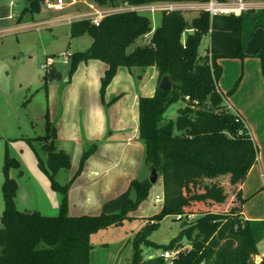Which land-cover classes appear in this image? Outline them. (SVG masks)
<instances>
[{
    "label": "trees",
    "instance_id": "1",
    "mask_svg": "<svg viewBox=\"0 0 264 264\" xmlns=\"http://www.w3.org/2000/svg\"><path fill=\"white\" fill-rule=\"evenodd\" d=\"M26 1L27 7L21 15L37 14L39 3ZM90 1L98 7H118L207 0ZM258 28L264 30V10L212 19L206 13H199L190 20L181 12L162 13L153 32L148 16L131 11L107 15L98 25L89 20L69 25L70 38L86 35L91 42L86 50L71 55L68 73L71 75L82 61L104 63L107 69L101 78L102 102L106 87L121 67L142 72L152 67L157 73V85L163 76H168L175 85L169 92L156 87L151 97L138 100V139L144 145L145 162L160 172L163 196L161 212L148 220L155 225L145 224L134 236L130 264H163L161 257L143 260L141 247L154 246L149 240L151 231L165 216L178 215L196 216L191 225L162 246L172 250L182 238L189 242L190 249L179 251L172 264H254L259 244L264 240V220L242 218L244 199L239 186L256 164L258 149L244 124L223 104L224 95L218 89L222 76L218 61L243 60L247 56V44ZM204 36L209 37V45L200 55ZM137 41L140 43L135 45ZM257 56L264 62L263 52ZM43 79L46 85L61 80L62 74L51 67ZM178 100L184 103L178 110L179 116L193 122L180 133L175 132L172 120L164 118L167 108ZM44 117V135L26 142L51 190L60 195L59 212L56 216H44L37 211L16 209L17 184L9 177V171L19 169L20 165L5 152L0 264H90L91 235L121 224L128 211L147 196L151 184L147 178L133 180L124 192L103 202L99 215L69 216L68 190L86 158L94 153L95 145L83 152L73 178L60 185L55 176L59 170L70 168V156L57 148L56 128L47 113ZM33 142L39 146L45 161L33 148ZM259 264H264V257Z\"/></svg>",
    "mask_w": 264,
    "mask_h": 264
},
{
    "label": "rangeland",
    "instance_id": "2",
    "mask_svg": "<svg viewBox=\"0 0 264 264\" xmlns=\"http://www.w3.org/2000/svg\"><path fill=\"white\" fill-rule=\"evenodd\" d=\"M12 1L26 0H0V217L4 208L2 185L5 152L9 157L21 163L19 170L12 168L9 171V177L18 184L16 209L18 211H37L45 216L40 210L45 207V198L48 199V195L54 193L49 191L47 178L39 170L34 152L26 142L27 139L44 135V115L47 113L55 128L58 126L61 128L65 139L62 144L70 156V168L59 170L55 176L56 182L63 185L73 178L85 150L95 145V154L104 152L101 148L104 143L100 142L101 140L90 141L87 139L92 136L90 132L95 130L96 121L103 118L106 123L103 137H107L110 132H113L118 135L119 140L133 138V136L137 138L138 100L140 97H150L153 94L157 87V74L152 67L143 72L136 68L131 70L123 67L118 68L104 91L102 102L101 79L98 78L100 61L79 62L74 72L69 75V64L64 65L61 58L58 57V54L64 51H69L71 54L82 52L90 45L91 39L86 35L70 38L69 26L62 23V20L65 18L76 20L79 14L92 12L89 8L92 2L77 0V4L69 5L70 0H62L65 5L63 9L52 11L45 9L43 5L45 0H36L39 3L37 14L32 18L28 16L19 22H10L5 19V15ZM195 16L197 13L193 12L186 15V18L190 20ZM150 19L152 27L155 29L160 23V15H153ZM46 33L53 35L55 39L44 47L40 38ZM149 38L146 36V39ZM139 43L140 41H137L135 45ZM208 45L209 37L204 36L199 48L200 55L205 53ZM261 52L264 53V30L258 28L247 44V56L243 60L221 59L219 61L222 76L218 81V88L224 95L223 104L225 101L232 103V99H235L237 103L245 106L249 92L247 93L245 92L247 89H243L245 83L242 87L240 86V81L243 75L247 81V77L254 71L258 72L261 79L264 77V62L257 56ZM47 57L54 58L53 65L62 74V79L45 85L43 79L45 72L42 64ZM120 94L122 95L118 97ZM114 97L118 98L111 102ZM183 105L181 100L171 104L164 113V118L175 122L179 117L178 110ZM62 109L64 111L61 115ZM259 110L257 109L256 112ZM248 131L258 147L260 156V148L262 145L264 146L259 134L261 131L258 132L259 138H257L258 134H254L249 128ZM32 146L43 160L44 156L39 146L35 142L32 143ZM143 147V142L136 139L129 147L119 145L118 152H114L113 155L118 157L120 149L123 148V153H126L132 162L129 166L130 172L139 166L142 169L141 173H145V177L148 178V165L145 162ZM93 154L86 158L80 174L70 185L72 199L68 204L67 197L68 215L86 213L97 216L101 212L103 202L95 210L89 206L87 212L78 208V204L82 200L81 196L82 198L88 196L94 200L101 186L102 178H96L94 170L103 169L106 161L92 159ZM97 163H101L100 168L96 167ZM17 171H21L22 176L18 175ZM136 179L141 181L144 178L140 175V178ZM128 186L113 187L114 190L104 196L105 200L124 192ZM162 196L163 183L160 177L150 185L147 196L128 211L127 218L121 224L93 233L90 237V243L93 246L89 256L90 264H130L134 251L132 244L134 236L145 224L148 227L155 225L148 220L161 212ZM131 199L134 202V192L131 194ZM257 200L258 203H255L251 208L253 213L260 205V198ZM243 205H247L249 208L250 201L247 200ZM195 216L186 222L192 223ZM180 223L174 217L165 216L149 236V240L154 246L141 247L142 259L161 257L166 250H189L190 245L186 238H182L179 245H175L172 250L162 248L178 235ZM258 249L254 264H259L262 259L264 240L260 242ZM163 264H172V262L164 260Z\"/></svg>",
    "mask_w": 264,
    "mask_h": 264
},
{
    "label": "crops",
    "instance_id": "3",
    "mask_svg": "<svg viewBox=\"0 0 264 264\" xmlns=\"http://www.w3.org/2000/svg\"><path fill=\"white\" fill-rule=\"evenodd\" d=\"M26 7H27V1H22V2L21 1H12V2H10V8H9L7 14L5 15V19H8L10 22H19L20 20H23L24 18H27L28 16H30L32 18V16L29 13L21 15L22 11ZM152 29H153V27H152ZM152 32L150 34H148L147 37H150ZM246 55H247V53H246ZM219 61H218V63H219ZM100 63H101L100 64L101 66H100V71H99V75H98L99 80L103 77V74H104L105 70L107 69V66L104 63H102V62H100ZM240 82H241L240 83L241 87L245 83L243 89L245 88V89H247L245 92H247V93L249 92L248 96H247L248 99L246 100L245 106L240 104V103H237V101L235 99H232L233 100L232 103L225 101L224 105L230 111L235 112L238 116H240V118L242 119V121H243V123L247 129V131H248V128L254 134H258V132L261 131L259 134L263 140L262 143L264 144V109H261V107H264V77L261 79L258 72L254 71V72H252L251 75H249L247 77V81H246V77H244V75H243ZM121 95L122 94H120L119 97ZM257 109H260V110L258 112H256ZM63 111L64 110L62 109L61 113H60L61 115H62ZM61 115H60V117H61ZM100 118H101V116H100ZM105 128H106V123L103 120V118H101L100 121L99 120L96 121L95 130L90 132V134L92 136L87 137V139H89L90 141L101 140L100 142L104 143V146L101 147L104 150V152L103 153L97 152L96 154L94 153L92 155V156H94V157H92V159H95V160L101 159L102 161L105 160L106 164H104L103 169H101V170L95 169L94 170L95 177L96 178L97 177L102 178V182H100L101 186H100V189L97 193V197L94 200H92L88 196H83V198L81 196L82 200L78 204V206H79L78 208H80V210H85V212H87L86 210H87V208H89V206L93 207L92 210H95L97 207H99L100 204L102 202H104V200L106 198L104 196H107L108 192H111L114 190L113 187H115L117 185H122V187L126 186V185L128 186L131 181L137 180L136 178H138V177L140 178V175H142V177L144 179L147 178V177H145L146 176L145 173H141L142 169L139 166L134 168V171L132 169V171L130 172L129 166L132 164V162H130L129 156L126 153L125 154L123 153V148L120 149V153H119L118 157L113 155L114 152L116 153L117 147L119 145L122 144L125 147H129V146H131L132 142H134V141H136V139H138V129H137V138L133 136V138L128 137V138H121L119 140L117 138L118 135L113 134V132H110L107 137H103L104 132H105ZM248 133L252 138V135L250 134L249 131H248ZM56 134H57V140H56L57 148L65 151L63 144H62L65 141V139L62 135V130L59 126L56 128ZM259 134L257 135V138H259ZM76 139H78V138H76ZM252 140H253V138H252ZM77 141L80 142V140H77ZM253 142L256 145L254 140H253ZM137 147L139 148V146H137ZM259 147H260V144H259ZM143 149H144V147H143ZM257 149H258V147H257ZM94 164H95V162H94ZM19 165L21 168V163H19ZM100 165H101V163H97L96 167L100 168ZM19 169H14V170H19ZM86 169H87V165H86ZM147 169H148L147 172H149V168H147ZM19 172H21V171H17L18 175H19ZM20 176H22V172L20 173ZM112 185H114V186L112 187ZM47 187H48L49 191H51L54 194H49L48 199L45 198V201H46L45 207L43 209H41L40 212L45 214V216L46 215L47 216H56L59 212L60 195L57 192H54L51 190L48 179H47ZM239 188L241 189L242 198L244 199V204L246 203L247 200L250 201L249 208L247 207V205H243L242 218L244 220H249V221L264 220V146L263 145L260 148V156L257 155L256 164H254L250 168L246 178L244 179L243 183L239 186ZM17 194H18V184H17L15 200L17 198ZM258 197L260 198V202H259L260 205L258 204L259 206L256 207V210H254L255 213H253L251 208L255 205V203L256 204L258 203V200H257V199H259ZM71 199H72V196H71V189H70L68 192V200H69L68 204L71 202ZM110 199H112V198H110ZM15 204H16V202H15ZM81 212H84V211H81ZM82 215L91 216V215H87L86 213H81L80 215L73 214V215H69V216L78 217V216H82ZM190 216H192V218L194 217V215H190Z\"/></svg>",
    "mask_w": 264,
    "mask_h": 264
},
{
    "label": "built area",
    "instance_id": "4",
    "mask_svg": "<svg viewBox=\"0 0 264 264\" xmlns=\"http://www.w3.org/2000/svg\"><path fill=\"white\" fill-rule=\"evenodd\" d=\"M75 4H77V0H70L69 5ZM43 5L45 9L52 11H60L65 6L62 0H45L43 1ZM89 8L92 10V12L86 14H79L76 17V20L74 18H65L64 20H62V23H65L69 26L73 22L78 20H89L91 24L98 25L100 20L103 19L105 16L125 11L135 12L139 15H146L149 18L156 14H159L161 16L162 13L168 12H181L185 16L193 12H196L197 14L206 13L210 19L216 16L229 15L239 17L241 14L246 13L248 11L264 10V1L207 0L205 2H158L135 6L123 4L118 7H98L97 5L92 3ZM71 55L72 54L69 51H64L59 53L58 57L61 58L62 63L66 65L69 64ZM53 61L54 58L52 57L45 58L42 64L44 72L48 71L51 67H54ZM233 113L236 115V119L239 122L243 123L240 116H238L235 112ZM187 217L188 218L186 219L184 216L178 215L175 216V219L177 221L182 222L188 221V219L192 218V216L190 215ZM178 253V250L164 251L161 255V258L163 260H170L171 262H173V260L177 257ZM262 257H264V250Z\"/></svg>",
    "mask_w": 264,
    "mask_h": 264
},
{
    "label": "water",
    "instance_id": "5",
    "mask_svg": "<svg viewBox=\"0 0 264 264\" xmlns=\"http://www.w3.org/2000/svg\"><path fill=\"white\" fill-rule=\"evenodd\" d=\"M41 42L42 45L45 47L51 40H54L55 37L49 33L43 34L41 36ZM175 85L171 82L170 78L168 76H163L157 85V88L159 90L169 92L172 89H174ZM193 125L192 120L185 118V117H177V119L174 122V129L176 133H180L184 131L185 129L191 127ZM149 168V176L147 180L150 184H154L159 178H160V172L154 168L152 165L148 166ZM192 223H188L186 221H182L179 225V230H182L184 227L191 225Z\"/></svg>",
    "mask_w": 264,
    "mask_h": 264
}]
</instances>
